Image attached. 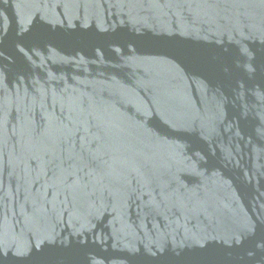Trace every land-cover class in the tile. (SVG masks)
<instances>
[{"label": "water", "instance_id": "1", "mask_svg": "<svg viewBox=\"0 0 264 264\" xmlns=\"http://www.w3.org/2000/svg\"><path fill=\"white\" fill-rule=\"evenodd\" d=\"M0 264H264V0H0Z\"/></svg>", "mask_w": 264, "mask_h": 264}]
</instances>
